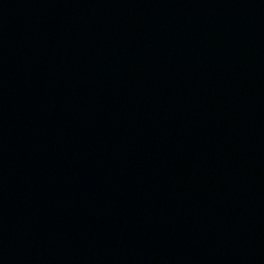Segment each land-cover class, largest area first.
I'll list each match as a JSON object with an SVG mask.
<instances>
[{"label":"water","instance_id":"1","mask_svg":"<svg viewBox=\"0 0 264 264\" xmlns=\"http://www.w3.org/2000/svg\"><path fill=\"white\" fill-rule=\"evenodd\" d=\"M0 264H264V0H0Z\"/></svg>","mask_w":264,"mask_h":264}]
</instances>
